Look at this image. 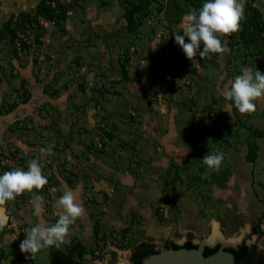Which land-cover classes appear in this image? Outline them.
<instances>
[{
	"label": "rangeland",
	"instance_id": "obj_1",
	"mask_svg": "<svg viewBox=\"0 0 264 264\" xmlns=\"http://www.w3.org/2000/svg\"><path fill=\"white\" fill-rule=\"evenodd\" d=\"M183 1L152 0L130 32L121 0H74L64 17L20 34L26 49L8 30L0 36V175L38 159L48 178L43 189L7 202L0 264H49V249L32 260L19 244L35 224L58 220L55 202L66 190L85 209L59 249L80 242L76 264H117L142 242L204 240L211 221L226 239L248 224L256 238L243 264H264V98L241 114L223 97L243 68L264 73V44L245 46L235 33L221 37L228 52L192 64L173 35L194 9ZM38 2L0 0V29ZM253 8L264 23V0H246L245 14ZM215 126L220 136L207 151L224 153L218 172L201 155ZM252 139L253 163L245 159ZM52 145L54 154H40ZM38 196L39 216L30 203Z\"/></svg>",
	"mask_w": 264,
	"mask_h": 264
},
{
	"label": "clouds",
	"instance_id": "obj_2",
	"mask_svg": "<svg viewBox=\"0 0 264 264\" xmlns=\"http://www.w3.org/2000/svg\"><path fill=\"white\" fill-rule=\"evenodd\" d=\"M245 2L246 0H206L199 9L190 10L181 29L183 35L180 34L181 31L173 35L175 43L181 47L192 64L196 63L197 57L204 59L210 54H224L229 51L226 41L222 42L221 37L231 36L242 30L241 22L246 20ZM185 38L188 42H185ZM241 73L235 76L223 97L234 102L241 114H251L257 110L256 101L264 98V73L251 67L243 68ZM53 147L54 145L42 147L39 152L42 156L52 155ZM224 159V153L219 151L207 152L202 157L203 164L217 172ZM47 184L48 178L43 174L38 159H31L26 171L16 168L0 175V231L7 226V202L15 200L25 192L41 190ZM51 191L56 192L58 189L52 188ZM30 203L35 214L39 216L45 204L44 197H34ZM55 207L60 212L54 224L47 226L37 223L24 232L25 238L20 241L19 249L26 259H35L36 254L45 249H61L67 242L70 227L85 214V209L77 202L73 190L64 191L56 200Z\"/></svg>",
	"mask_w": 264,
	"mask_h": 264
},
{
	"label": "trees",
	"instance_id": "obj_3",
	"mask_svg": "<svg viewBox=\"0 0 264 264\" xmlns=\"http://www.w3.org/2000/svg\"><path fill=\"white\" fill-rule=\"evenodd\" d=\"M51 1H55V5L53 6ZM152 0H121L123 7V17L126 19V27L130 32H134L137 29L138 24L140 23V17L147 11L149 4ZM74 0H69V2L60 3L59 0H39L36 4L34 11H20L17 15V19L13 24L9 22L6 24L7 26L0 29V36L3 37L6 35V30L9 31L10 37L12 39L13 44L15 45V41L17 40L22 48H28L27 42L24 38L21 37V33L27 31L31 25L38 22V17L42 16L48 21H57L61 17H64L66 14L67 7L72 5ZM186 1L184 0L183 3ZM206 0H193L192 5L194 9H199L202 7L203 3ZM170 8L172 10H180L178 4L175 1H171ZM182 9V8H181ZM246 20L242 21V30L237 32L241 34V41L245 46H258L260 47L264 44V36H262V31L264 30V23L261 19L260 12L253 8L250 12L245 14ZM168 19H171L170 17ZM235 34V33H233ZM37 37V35H35ZM202 50V47H201ZM125 66L123 65V72H125ZM24 102V101H21ZM17 106V102H12L9 104V111L14 109ZM2 108V107H1ZM213 137L211 139L204 138L203 140V151L201 155H205L208 151V145L212 146L216 143V136H220L219 128L215 126L213 128ZM261 132L257 129H253V133L251 135L260 134ZM259 145L252 139L248 141L247 153L245 154V159L248 162H255L258 156ZM209 153V152H208ZM141 245H148L144 242ZM83 245L80 242L74 243L69 250L62 251L55 248H49V264H52L55 256H61L68 260H74V253L79 249L80 255L82 254ZM249 255V247L245 250L242 257L239 260V264H243L248 259Z\"/></svg>",
	"mask_w": 264,
	"mask_h": 264
},
{
	"label": "water",
	"instance_id": "obj_4",
	"mask_svg": "<svg viewBox=\"0 0 264 264\" xmlns=\"http://www.w3.org/2000/svg\"><path fill=\"white\" fill-rule=\"evenodd\" d=\"M7 215V213H6ZM204 240L171 237L162 246L142 245L130 258L117 264H239V260L256 235L247 224L237 236L223 237L216 222ZM52 264H76L55 256Z\"/></svg>",
	"mask_w": 264,
	"mask_h": 264
},
{
	"label": "built area",
	"instance_id": "obj_5",
	"mask_svg": "<svg viewBox=\"0 0 264 264\" xmlns=\"http://www.w3.org/2000/svg\"><path fill=\"white\" fill-rule=\"evenodd\" d=\"M51 3H52L53 6L55 5V1H51ZM60 3H65V2H61V0H60ZM38 21L40 23H43V24H46V22H47L46 20H44V18L42 16L38 17Z\"/></svg>",
	"mask_w": 264,
	"mask_h": 264
},
{
	"label": "crops",
	"instance_id": "obj_6",
	"mask_svg": "<svg viewBox=\"0 0 264 264\" xmlns=\"http://www.w3.org/2000/svg\"><path fill=\"white\" fill-rule=\"evenodd\" d=\"M11 114V113H10ZM2 138V131L0 130V139Z\"/></svg>",
	"mask_w": 264,
	"mask_h": 264
},
{
	"label": "bare ground",
	"instance_id": "obj_7",
	"mask_svg": "<svg viewBox=\"0 0 264 264\" xmlns=\"http://www.w3.org/2000/svg\"><path fill=\"white\" fill-rule=\"evenodd\" d=\"M217 223V222H216ZM218 224V223H217Z\"/></svg>",
	"mask_w": 264,
	"mask_h": 264
},
{
	"label": "flooded vegetation",
	"instance_id": "obj_8",
	"mask_svg": "<svg viewBox=\"0 0 264 264\" xmlns=\"http://www.w3.org/2000/svg\"><path fill=\"white\" fill-rule=\"evenodd\" d=\"M166 241H167V240H166ZM166 241H165V242H166Z\"/></svg>",
	"mask_w": 264,
	"mask_h": 264
}]
</instances>
